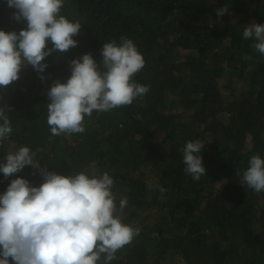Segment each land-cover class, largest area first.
Masks as SVG:
<instances>
[{"label": "trees", "instance_id": "16d2710c", "mask_svg": "<svg viewBox=\"0 0 264 264\" xmlns=\"http://www.w3.org/2000/svg\"><path fill=\"white\" fill-rule=\"evenodd\" d=\"M222 7L228 13L218 17ZM15 11L0 0V29L26 27ZM60 15L81 24L78 45L45 59L44 80L28 65L0 87L13 129L0 140V163L28 146L50 172L108 173L117 207L127 200L122 221L139 229L110 264H264V191L242 179L252 156L264 159V54L243 38L252 22L264 24V0H64ZM122 38L143 55L132 80L149 91L94 110L81 133L53 135L47 91L67 81L72 59L90 53L102 66L103 44ZM196 140L205 145L199 181L183 163L186 143ZM16 178L43 183L26 166L7 179L0 172V191Z\"/></svg>", "mask_w": 264, "mask_h": 264}, {"label": "clouds", "instance_id": "9594fccd", "mask_svg": "<svg viewBox=\"0 0 264 264\" xmlns=\"http://www.w3.org/2000/svg\"><path fill=\"white\" fill-rule=\"evenodd\" d=\"M63 2L7 0L8 7L16 10L13 19L26 21V27L19 32L0 29V87L17 81L28 65L44 80L45 59L52 52L64 54L78 45L74 37L80 34L81 24L60 15ZM226 13L227 7L217 9L218 17ZM243 38H254L253 47L264 54V24L252 22L243 28ZM101 54L102 66L90 53L72 59L67 81L57 80L47 91V123L53 135L81 133L85 116L94 110L130 105L149 91L148 86L132 80L145 66L132 40L105 43ZM10 110L0 107V140L13 131L7 115ZM204 146L196 140L184 147L185 172L194 181L206 174L201 155ZM34 156L28 146H22L0 163L5 179L26 166L43 177L38 187L24 178L12 179L0 195V264H98L102 255L103 264H110L115 253L139 234L138 228L122 221L119 213L127 200L121 199L117 207L112 177L108 173L99 177L84 172L57 174L41 168ZM248 164L243 182L260 193L264 191V159L254 155Z\"/></svg>", "mask_w": 264, "mask_h": 264}, {"label": "rangeland", "instance_id": "374dc122", "mask_svg": "<svg viewBox=\"0 0 264 264\" xmlns=\"http://www.w3.org/2000/svg\"><path fill=\"white\" fill-rule=\"evenodd\" d=\"M8 184H5V189L3 191H0V195H2L7 190Z\"/></svg>", "mask_w": 264, "mask_h": 264}]
</instances>
